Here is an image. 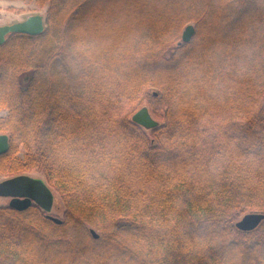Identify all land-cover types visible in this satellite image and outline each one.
<instances>
[{
  "label": "trees",
  "instance_id": "trees-1",
  "mask_svg": "<svg viewBox=\"0 0 264 264\" xmlns=\"http://www.w3.org/2000/svg\"><path fill=\"white\" fill-rule=\"evenodd\" d=\"M35 1L44 31L0 44V173L65 210L0 205V264H264V222L236 228L264 213V0Z\"/></svg>",
  "mask_w": 264,
  "mask_h": 264
},
{
  "label": "water",
  "instance_id": "water-1",
  "mask_svg": "<svg viewBox=\"0 0 264 264\" xmlns=\"http://www.w3.org/2000/svg\"><path fill=\"white\" fill-rule=\"evenodd\" d=\"M45 29L44 17L42 15H33L26 20L12 25L0 27V44L10 33H23L29 35H38ZM195 34V27L188 25L182 35L184 43L191 42ZM132 121L146 130H152L159 126V122L150 114L147 107H143L136 112ZM9 148V137L0 134V155L5 154ZM0 197L8 198L9 206L24 211L33 204L38 205L42 210L49 214V218L60 224L61 220L50 215L54 205V194L43 179L34 178L29 175H20L0 182ZM264 222V213H249L244 215L237 223L236 228L240 231L249 232L257 229ZM94 238L98 239V234L91 231Z\"/></svg>",
  "mask_w": 264,
  "mask_h": 264
},
{
  "label": "rangeland",
  "instance_id": "rangeland-1",
  "mask_svg": "<svg viewBox=\"0 0 264 264\" xmlns=\"http://www.w3.org/2000/svg\"><path fill=\"white\" fill-rule=\"evenodd\" d=\"M46 12H47V5L40 7L35 0H19V1L0 0V27L22 22L33 15H42L43 17H45ZM151 92L157 93V90L152 89ZM143 107H147V105L144 103L141 109ZM27 175L32 176L34 178L43 179L45 182L47 181L44 174L37 170L31 171L30 173H27ZM12 177L15 176L6 173H0V182ZM48 186L52 190L55 198L53 209L50 214L52 216L62 218L63 212L65 210V205L60 195L57 193L55 187H52V185L50 184ZM9 201L10 199L8 198L0 197V205H8Z\"/></svg>",
  "mask_w": 264,
  "mask_h": 264
}]
</instances>
